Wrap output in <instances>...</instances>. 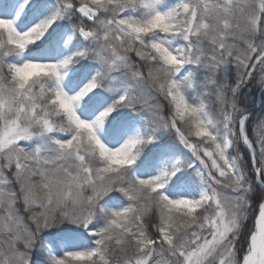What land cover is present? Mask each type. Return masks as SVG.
<instances>
[{
  "label": "snow or ice",
  "instance_id": "1",
  "mask_svg": "<svg viewBox=\"0 0 264 264\" xmlns=\"http://www.w3.org/2000/svg\"><path fill=\"white\" fill-rule=\"evenodd\" d=\"M0 264H264V0H0Z\"/></svg>",
  "mask_w": 264,
  "mask_h": 264
}]
</instances>
